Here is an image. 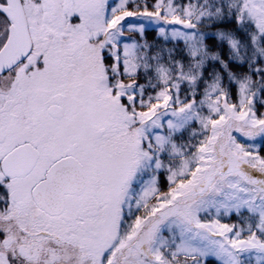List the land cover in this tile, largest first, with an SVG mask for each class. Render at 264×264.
I'll return each mask as SVG.
<instances>
[{
  "label": "snow or ice",
  "instance_id": "6c2138e0",
  "mask_svg": "<svg viewBox=\"0 0 264 264\" xmlns=\"http://www.w3.org/2000/svg\"><path fill=\"white\" fill-rule=\"evenodd\" d=\"M0 264H264V0H0Z\"/></svg>",
  "mask_w": 264,
  "mask_h": 264
}]
</instances>
